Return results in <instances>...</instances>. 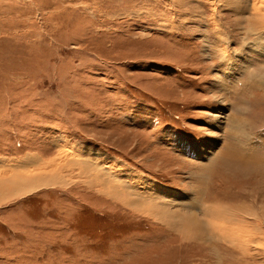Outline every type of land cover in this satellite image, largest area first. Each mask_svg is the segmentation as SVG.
Instances as JSON below:
<instances>
[{"label":"rangeland","instance_id":"rangeland-1","mask_svg":"<svg viewBox=\"0 0 264 264\" xmlns=\"http://www.w3.org/2000/svg\"><path fill=\"white\" fill-rule=\"evenodd\" d=\"M78 1L0 0V168L57 160L67 148L99 158L117 192L161 187L232 207L236 193L254 191L263 203L264 87L245 85V71L230 84L214 59L220 47L203 51L211 32L191 9L200 0H145L159 15L139 0H83L88 13ZM211 8L203 15L220 16L230 52L264 40L225 6ZM245 55L243 68L264 75V54ZM239 108L244 125L229 127ZM57 169L61 183L0 201V264H264L263 216L243 218L250 232L233 237L237 246L195 241L105 193L93 175Z\"/></svg>","mask_w":264,"mask_h":264},{"label":"bare ground","instance_id":"bare-ground-1","mask_svg":"<svg viewBox=\"0 0 264 264\" xmlns=\"http://www.w3.org/2000/svg\"><path fill=\"white\" fill-rule=\"evenodd\" d=\"M105 1L106 3H108V1L110 0ZM120 1L125 5H129L130 2L129 0H111V2ZM187 1L188 0H165L164 2L165 4L167 3L172 7L175 5H184V3L186 4ZM139 2L143 5L142 9H146V11H144L146 15H150L152 14V12H154V9L148 6V3H146L145 0H139L138 2L134 3L137 4ZM76 3L81 6L83 4L84 7L82 6V8L85 11L87 10V7H90L83 0H79ZM206 3H208V8L206 7ZM217 3L218 5L221 4L222 6H225L229 11H232L236 16L237 22L238 20L245 21L248 30L251 29V31H254L255 29H257L258 31H260L264 30V0H200L198 5L195 4V6L193 5V7L191 8L192 10H194V12L200 11L201 15L198 17V21L199 19L200 21L202 20L205 26L204 29L211 32V39L209 38L208 40L210 42L206 43L207 45L204 44L203 51L209 52L211 55H213V53H211L210 51L209 45H214L217 48L220 47L219 49H217L218 54L216 53V55L213 56L215 61H217L216 63L219 71L225 73V75L227 76V80L230 79V84H232L233 82L232 85H235V83H237V75L239 77L241 71H243L244 75L245 71V73H248L245 80L242 81L245 85L250 87V89L263 88L264 75L261 74V70L253 69L252 66H248L246 69H244L243 67H245V65L243 63L245 62L241 60V57H245L247 51L254 52V50L261 52V54H264V40L261 39L254 45L253 43H249L246 47L247 50H243L245 51V53H243L242 51L230 52L228 47L231 36L228 33L229 29L220 22V16L216 15V13V16H211L210 18L206 19L203 15V13H207L206 11L209 9H212V11L215 13L214 9L211 7H215ZM202 4L205 5L206 11L201 8ZM140 10L141 9H139L138 12ZM129 11L132 12L131 10ZM100 12V17H103L104 19L105 17H110L109 12ZM155 13H157V11L153 14L155 15ZM129 14L130 13L128 12V15ZM157 15H159V13H157ZM162 16L165 17L164 15ZM153 18L158 19L159 17L157 18L156 16H153L152 19ZM167 22L169 23V21ZM201 37L202 39L208 38L205 34ZM259 38L261 37L259 36ZM207 56L209 57L208 53ZM220 77L221 75L219 74L218 78H214L215 83H220L219 86L223 87V84L221 83L222 78ZM227 80L225 78L223 79L225 85L228 83ZM230 88H234V86ZM233 91L235 92V89ZM241 109L242 108H239V114L237 110L235 111V113H232L229 118H227V120L229 119L227 124L229 127L233 125V121L237 122L240 125H244V123L241 122ZM61 153L62 155L58 156L57 160L51 159L49 161L40 162L43 160L39 159L33 161L31 160V157H27L24 162L21 161L22 163L19 164V166L9 165L0 168V201H4L8 198L14 197L13 195H19L28 191H32L34 189H38L40 187L49 186L52 182L53 184L61 183V181L59 182V176L62 177V174L61 171L57 168L60 167L66 170V166H68L77 169V171H79V174H87L86 176L93 175L95 179L99 180L100 183L104 185L106 189L105 193H108L110 189L111 191L109 195L114 196L115 194V197L122 199L125 198L126 203L130 204L131 206H136L143 213L150 215L151 217L156 219V221H159L160 223L166 225L168 228L174 230L175 232H178V234H180V237L188 236L195 241H208L214 239V237H224L228 240L230 245L236 244L237 246L241 243H236L238 238L237 240H235L233 239V237H235V235L236 237H241L244 236L245 233L249 234L250 232V230H247V232L243 230V228L246 227L245 224H242V222L244 221L243 218L246 216L248 217L249 215H253L256 221V219H260L262 216L264 217V202L262 203L259 201V199H257L258 197L256 198V193L254 191L252 193H249V191H243L240 194L236 193V197L238 198L235 197L234 201L237 200L238 202H235L236 204L234 203V205L232 204V207L218 201L217 198H211L214 201L210 200L211 202L208 203L209 199L208 201L203 202V198L201 199L200 196H198V198H193L187 194L175 192L166 194L163 193L164 191L161 190V187H158L160 190L147 188L146 190H144V196H139V193L136 190H133V187L132 190H130V192L127 191V193L120 188L119 192H117L115 191V187H113L115 185H111L110 176H107V174H102L101 171H99L100 173L98 172L99 169H102L101 165H99L98 163V161H101L99 158L90 157V153L89 155H87V157H85L84 155L82 156L78 153H73L67 148H64ZM91 160L95 161L92 163ZM33 165L37 167L32 168L31 166ZM210 167L208 169H201V172H199V174L204 175V173H206L205 170L209 171L211 169ZM234 170L238 174H242L244 176L246 174L250 175V173L253 174V172L256 173L255 170H249V172L237 169ZM237 173L235 175H237ZM118 180L119 177L114 181L116 182ZM140 183L141 182L137 180L135 185L139 186ZM90 184H92V181ZM129 186H131L130 182L128 183V187ZM229 188L230 187H227V191L229 190ZM148 189L150 190V192ZM225 190L226 189H224V191L223 189L222 191L219 190L220 193H223L222 198H224V194L231 197L232 194H229V191L227 192ZM240 196H242V198ZM250 197L251 200L248 202ZM256 199L258 200L257 202ZM253 202L258 205V209H256L257 207L255 208L253 206ZM236 220L237 222L235 223V225H233L232 222H235ZM251 224L254 225L253 223ZM255 227L256 226H254L253 229ZM258 228L260 229V227ZM230 235L232 237H230ZM252 235L253 233L250 234V236Z\"/></svg>","mask_w":264,"mask_h":264}]
</instances>
